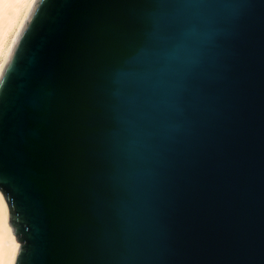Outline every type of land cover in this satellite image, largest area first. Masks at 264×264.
<instances>
[{"label": "water", "instance_id": "1", "mask_svg": "<svg viewBox=\"0 0 264 264\" xmlns=\"http://www.w3.org/2000/svg\"><path fill=\"white\" fill-rule=\"evenodd\" d=\"M0 192L13 264H264V0H35Z\"/></svg>", "mask_w": 264, "mask_h": 264}, {"label": "bare ground", "instance_id": "2", "mask_svg": "<svg viewBox=\"0 0 264 264\" xmlns=\"http://www.w3.org/2000/svg\"><path fill=\"white\" fill-rule=\"evenodd\" d=\"M32 4V0H0V64L4 65ZM16 248L0 192V264H13Z\"/></svg>", "mask_w": 264, "mask_h": 264}, {"label": "snow or ice", "instance_id": "3", "mask_svg": "<svg viewBox=\"0 0 264 264\" xmlns=\"http://www.w3.org/2000/svg\"><path fill=\"white\" fill-rule=\"evenodd\" d=\"M32 3H35V0H32ZM4 65L0 64V75H3Z\"/></svg>", "mask_w": 264, "mask_h": 264}]
</instances>
